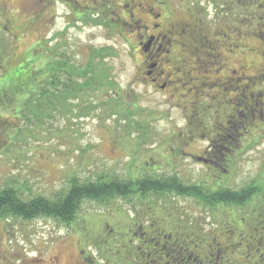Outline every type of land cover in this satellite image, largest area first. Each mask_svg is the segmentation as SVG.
Returning a JSON list of instances; mask_svg holds the SVG:
<instances>
[{"label":"rangeland","instance_id":"rangeland-1","mask_svg":"<svg viewBox=\"0 0 264 264\" xmlns=\"http://www.w3.org/2000/svg\"><path fill=\"white\" fill-rule=\"evenodd\" d=\"M96 1L72 0L74 9L83 12L81 17L86 9L94 10ZM136 1L141 10L135 9L138 17V14L145 16V10L154 5L155 9L150 10L167 12L172 23L176 20L200 22L195 28L196 34L204 31L211 39L220 41L217 65L208 67L212 66L210 58L205 63L208 66L204 63L203 67L199 66L198 61L195 64L196 56L190 47L178 44L180 48L175 49L176 53L173 49L168 51L173 61L166 62L167 56H161V70L168 72L181 67L179 77L172 76L169 88L163 90L145 78L147 63L135 43L138 38L128 35L130 30L118 35L113 31L114 27H109L104 20L93 19L90 14L89 22H81L55 0L50 7H45L40 0H5V6L0 3V187L12 185L24 197L42 195L51 198L65 191L73 178L82 181L108 178L124 182L130 178L137 181L177 175L184 186L195 190H201L203 186L208 192H236L238 196L249 198L260 196V186H264V116L262 121L252 114L253 111L260 113V107H264V91L260 95L262 106L251 98L245 118L237 116L241 111L238 109L243 106L235 104L228 109L219 99L227 88L228 98L236 103L235 99L243 97L239 89L245 85L250 87L246 78L259 75V72V85L264 86V34L253 35L248 30L252 11L259 12L251 6L256 2ZM103 2L109 19L116 17L122 6L119 0ZM43 6L46 14L40 21L38 15ZM10 15L16 26L13 32L16 37L1 29L6 16ZM237 17L239 21L243 19L247 30L236 31L239 27ZM128 19L126 15L120 22ZM141 19L140 23L134 24L135 28L139 27V32L144 31V23L148 22L146 18ZM40 27L44 30H39ZM20 35L23 37L17 38ZM177 39L187 41L188 37L183 35ZM45 40L50 43L45 47L53 49L43 57L44 65L56 53L80 66L92 49H104L103 66L112 82L111 90L103 86L84 91L81 97L72 94L67 99L69 103L57 101L54 109L45 101H36V104L24 101L26 88L37 87L36 77L26 84L21 74L20 79L14 76L10 84L7 75L17 66L23 67L20 73L26 71L25 58L30 53L31 57L40 53L39 43ZM171 48H175L174 45ZM24 53V60L16 63ZM41 63L35 60V68ZM46 69L48 65L41 74ZM36 72L38 75L39 71ZM167 72L165 78L169 77ZM59 74L61 79L55 81L65 85L67 91L83 84L81 80L66 82L63 69ZM13 85L24 89V93L9 95L8 89ZM256 87L262 90L253 85L252 92ZM234 91L239 95L234 96ZM3 92H7L5 97ZM226 112L232 115L228 117L231 122L225 124L229 129L226 136L220 135L217 143L209 145L206 136H216L218 131L214 128L217 121L218 127L221 122L226 123L223 116ZM243 121L249 123L246 138L236 132ZM209 207L202 206L197 195H144L133 187L126 197L83 200L71 225L46 217L31 220L0 218V264H19L17 260L36 258H39V264H82L81 250L85 254L82 258L85 264H152L154 256L145 250L150 245L141 241L147 242L151 224L159 222L157 226H160L168 219L167 226L171 231L175 229L171 218L174 215L178 224L184 223L176 229L180 233L185 228V221L190 220L195 227L209 230L214 224V216L218 215L215 218L219 219V213L224 212L218 205V211L213 215L208 211ZM139 249L140 259L135 256ZM10 257L11 261L8 260Z\"/></svg>","mask_w":264,"mask_h":264},{"label":"trees","instance_id":"trees-1","mask_svg":"<svg viewBox=\"0 0 264 264\" xmlns=\"http://www.w3.org/2000/svg\"><path fill=\"white\" fill-rule=\"evenodd\" d=\"M252 1L256 3H252L251 6L256 8L259 12L256 10L252 11L251 24L248 30L250 33H253V35L258 34L259 36H262L264 34L263 0ZM199 24H197V21L190 20L189 23L177 21L175 27H178L179 30L174 31L175 36L168 38L170 39L171 45H174L175 48H171L169 43L167 45L170 47V50L173 49L174 51H171L175 53L177 52L175 49L180 48L178 47V44L184 45V47L189 46L191 52L196 56V59L194 60L195 64L198 61L199 66L203 67V63L205 64L206 60L210 58L212 60V66L206 64L205 66L213 67L217 65L219 61L220 55L218 48H220V41L218 40V42H216L217 39H211L210 34L204 31L196 34L195 28L200 26ZM236 25L239 26L236 27L237 32L240 30H247L243 19L239 21L237 17ZM183 35L188 37L187 41H184V39H177V37L181 38ZM168 39L165 41H168ZM262 40L264 42V38ZM52 49L53 47L48 48L44 55L37 53L32 54L33 57H31L30 53V56L25 58L27 62L26 71L20 73V69L23 70V67L17 66L13 67L7 75L6 80L10 84L13 82L14 76H17V79H20L21 74L24 75L23 79H25L26 84L31 83V80L36 77L35 84L37 87L33 90H28V88H26L27 92L25 93L29 94L27 95V100L24 89H20L15 85L9 87L8 90L11 92L8 93L9 95L12 94L16 96L18 92H23L24 101L34 102L35 104L36 101H39V103L40 101H45L47 105L54 109L57 105V101L59 103L66 102L72 94L75 95V97H81L84 91L98 90L103 88V86H108L107 89L111 90L112 82L109 76L106 75L103 66V55H105V53H103L105 51L104 49H96L97 51L92 49L91 52L88 53L87 59L80 66H77L73 61H70L68 58L61 55H57L56 53L55 56L52 59H49L44 65L43 57L49 52L52 53ZM24 57L25 54H22L17 59L16 63L22 62ZM35 60L42 61L40 67L35 68ZM182 61L183 57L181 62ZM16 63L14 64L16 65ZM148 64L149 63H147V65ZM47 65V71L41 74L44 66ZM218 68H220L219 64ZM5 69V72H7L8 69ZM62 69L65 70L66 73V82L69 80H81L83 84H80L77 88L76 86L75 88L73 87L70 91L66 90L67 88H65V85L57 84L55 80L61 79L59 73ZM180 69L181 67L179 66L176 67L175 70L172 69V76L179 77L178 74ZM37 70L39 71L38 75L36 72ZM195 70H199L200 72L199 68H196ZM205 71H210V69ZM262 71L264 72V68ZM260 75L261 73L259 72V75L256 74L252 77L253 79L249 78V81L251 98H253L257 104H261L262 106L260 95L263 94L264 86L259 85L260 82L257 78ZM262 75L264 76V73ZM42 81L44 83L41 85ZM256 81H258L257 84L255 83ZM216 85L217 83L215 82L214 86ZM253 85L260 86V89L262 88V90H259L256 87V90L252 92ZM243 89L244 86L239 89L240 91L238 90L240 93L242 92V96L244 92ZM3 93V97H5L7 92ZM222 94L223 95L220 96L219 99L223 103V106H228V109L231 106H235L236 103L229 100L226 89H224ZM236 94V96L239 95V93ZM67 103H69V101H67ZM228 109L225 108V111ZM234 110L236 111V109ZM252 115L257 116L263 121L264 107H260V113H255L253 111ZM197 118L196 120L198 121L199 118ZM242 126L244 127V121ZM214 129H219L218 121ZM209 138L212 137L209 136ZM134 180L135 178H130L129 181L118 182V180L114 179L99 178L98 181H82L78 178H73L70 180V184L65 191L57 193L51 198L42 195L24 197L16 187H13L12 185H3L0 187V218L7 220L15 217L24 220H31L37 217H46L52 218L64 225H71L76 218L80 204L83 200L89 199L102 201L107 198L126 197L133 187L139 191V193L144 195L151 193H172L174 195L185 193L190 196L197 195L200 198L202 206H210L208 211L213 212V215L218 211V205L219 209L224 212L219 213V219L215 218L218 215L214 216V224L209 230L203 227H200V229L195 227L194 223L190 220L187 222L185 221V228L180 233L179 231H176V229L179 227L181 228L184 223L180 222L182 224H178V220L174 215L171 218L174 220L172 226L175 227V229L173 228L171 231L168 230V219L161 222L160 226H157L159 222H155L157 223L155 225L151 224L150 227L152 229H150L149 233L147 231L149 234L147 242H144L143 240L141 241L150 245L145 248V250L152 253V256H154L152 264H264L263 185L260 186V196L249 198L245 197V195L238 196L236 195V192H218V190L208 192L203 186L201 190H195L190 188V186H184L182 180L177 175L169 176L166 179L146 177V179ZM197 187L199 186H196V188ZM245 209L248 210L246 211ZM153 226L156 228L153 229ZM137 235L138 233L136 236ZM143 249L144 248L141 250ZM141 250L139 249V253L135 255L138 259L142 256ZM133 253L135 254V252ZM216 260L217 262L215 263ZM125 264H129V262H126ZM144 264L150 263L144 262Z\"/></svg>","mask_w":264,"mask_h":264},{"label":"flooded vegetation","instance_id":"flooded-vegetation-1","mask_svg":"<svg viewBox=\"0 0 264 264\" xmlns=\"http://www.w3.org/2000/svg\"><path fill=\"white\" fill-rule=\"evenodd\" d=\"M40 1L45 5V7L46 6L50 7L51 2H53V0H40ZM55 1L63 4L67 11L69 9L70 13L74 14L71 17H74V18L77 17L80 19L81 22H84V21L87 22L89 20L88 18L91 16V17H93V19H96V20H102V21L104 20V22L107 23L109 25V27L110 26L114 27L113 31H116V33L118 35L119 34L124 35L125 31L130 30L128 35H132L134 37V39L138 38L137 41L135 40L136 41L135 43H137V47L140 50V53L144 55V60L146 61V63H149L148 65H146L145 75H144L145 78L151 83H156L163 90H165L166 88H169V86L171 84V80H172L171 76L173 74V70L169 69L168 72H167V70L165 71L164 69L161 70L160 69V66H161L160 61H162L161 60L162 55L167 56L166 62L173 61L171 59V57H169V54H168V51L170 50V47L172 46L170 39H168V38L171 36H175L174 31L179 30V29H178V27H175V23L177 22V20H176V22L172 23L171 22L172 20H171L169 14H167V12L150 10V8L152 9V7H153V9H155L154 5H152V7L145 10L146 11L145 16H143L142 14H138L139 15V17H138L137 12H135V9L139 10L138 1H136V0H119V3L122 4V6L120 8H118V11L116 12L117 13L116 17L111 16V18L109 19V16L105 12V7L103 6V4H104L103 0H97L96 5L93 8L94 10L89 11L86 9V13L84 14V17L83 16L81 17L83 12L80 11L79 9H74L72 0H55ZM132 2H135V3H132ZM0 3H2V6L6 5L5 0H0ZM134 4H135V6H134ZM140 5H142V2ZM155 6L157 7V5H155ZM45 7L43 6L41 11H39L40 13L38 15V18L40 19V21L42 18L45 17V14H46ZM139 11H141V10H139ZM142 13H144V12L142 11ZM88 14H90V16H88ZM126 15L129 16V19L124 21V22L123 21L120 22L121 20L126 18ZM141 18H146L148 20V22L144 23L145 27H144L143 32H139L140 30L138 31L139 27L138 28L134 27V24L140 23L142 21ZM12 23L14 24L13 19H12V15H10L9 17L6 16L4 23L1 24V29L5 30L6 33H10L12 35V37H16L17 34L13 33L16 29V26H15V24H14V26H10ZM124 24H126L127 27H125ZM129 26H131L132 29H129ZM39 30L42 31L44 29L40 27ZM45 33H46V31L44 32V35H43L44 38H45ZM128 35L126 36V39H128ZM22 37H23V35H20L17 38L21 39ZM166 39H168V41H165ZM41 40H42V38H39V41H41ZM168 43L171 45L170 47H168V45H167ZM47 45H50L48 40H45V41L39 43L38 49H39L41 55H44L45 51L48 49L47 47H45ZM171 71H172V73H171ZM166 72L169 75L168 78H165V76H164V73H166ZM246 79L249 80V78H246ZM42 84L43 83L41 82V85ZM249 88H250L249 85L244 86L243 97L239 96L238 101H237V99L233 98L236 100V104H237L236 106L237 107L243 106V107L238 109V110H241L240 112H238V114H237V110L235 111L237 116H239V117H240V115H243L244 116L243 118H245L246 113H248V111H249L248 106L249 105L251 106V93H249ZM236 95L237 94L235 93L234 96H236ZM229 100L231 101V98H229ZM236 114L234 113L233 117H235ZM223 116L226 119L225 120L226 123H224V121L220 123L221 126L219 127V129H217L218 133H216V136L211 135L212 138H209L207 136L208 143H211L209 145H212L213 142L217 143L220 140L219 136L220 135L226 136V134H227L226 130H229V129L225 128V124H227V122L230 121V120H228V117H231L232 115L227 113V114H223ZM244 125H245L244 127L243 126L241 127L242 130H241V128L236 130V132H238V136H240V137L242 136V138L247 137L248 133H246V132H248L249 123H247V121L246 122L244 121ZM213 132L214 131H211V133H213ZM228 149H230V148H228ZM76 243L79 246V242H76ZM82 253H83V251L81 250L80 251L81 262H82V264H85V260L82 259V258H85V254L83 255ZM8 260L11 261V257ZM17 261H19V264H39L38 263L39 258L30 259V261L24 260L23 262H20L21 260H17ZM56 261H58L57 258H56Z\"/></svg>","mask_w":264,"mask_h":264}]
</instances>
